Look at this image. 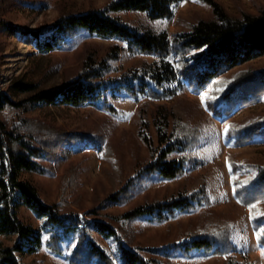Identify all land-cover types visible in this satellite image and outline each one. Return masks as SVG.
I'll use <instances>...</instances> for the list:
<instances>
[{"label": "rangeland", "instance_id": "obj_1", "mask_svg": "<svg viewBox=\"0 0 264 264\" xmlns=\"http://www.w3.org/2000/svg\"><path fill=\"white\" fill-rule=\"evenodd\" d=\"M114 1L117 0H0V18L19 27L16 35L0 30V84L16 101L23 96L16 97L10 92L15 82L38 84L41 88L60 85L79 76L89 64L103 59L114 46L121 49L119 59L111 62V71L106 75L110 87L99 101L79 108L50 105L29 113V117L67 133L82 134L87 141L62 145L53 159L40 160L46 167L45 173L25 177L36 186L44 203L55 205L65 200L81 216L94 211L98 218L112 222L121 229L125 243L141 248L139 251L146 259L169 264H228L231 260L237 264H264V246L252 225L250 209L240 202L234 185V180L242 186L252 178L254 174L249 164L264 165V136L260 133L244 145L236 144L235 138L228 136L232 124L264 117V98L256 105L221 118L207 106L218 87L197 92L185 83L176 97L155 101L129 90L130 85L137 84L134 75L154 62V56L132 55L125 51L124 42L101 39L88 32L75 36L65 49L42 54L27 33L49 27L62 15L103 10ZM206 1L184 0L167 20L154 21L136 12L114 15L140 32H166L173 37L189 31L202 19L213 18V10ZM213 1L236 17L264 11V0ZM246 69L264 70V56L226 76L231 78ZM159 108H177L185 120L201 132L194 147L169 156V160L184 158L187 161L184 174L173 180L156 174L144 181L137 179L128 189V195H121V202H108L109 197L120 195L129 179L136 178L137 171L151 161L153 151L159 147L154 123ZM188 160L193 161L188 163ZM201 181L210 195L207 203L169 215L163 222L149 217L131 222L121 218L136 206L191 192ZM256 203L264 214V201ZM20 219L39 231L43 240L40 252L22 256V264H70L81 230L64 237L58 245L61 252L56 253L52 250V236L56 231L47 227L44 219L27 208L20 210ZM210 219H223L233 225L234 250L222 255L212 250L185 253L175 248L197 229H204ZM85 220L91 221L88 217ZM84 226L88 224L83 223ZM86 231L116 264H121L113 239L98 235L90 225ZM15 241V237H0L4 247L13 246Z\"/></svg>", "mask_w": 264, "mask_h": 264}, {"label": "trees", "instance_id": "obj_2", "mask_svg": "<svg viewBox=\"0 0 264 264\" xmlns=\"http://www.w3.org/2000/svg\"><path fill=\"white\" fill-rule=\"evenodd\" d=\"M183 1L117 0L103 10L62 15L49 27L27 33L36 41L42 54L65 49L75 36L88 32L101 39L124 42L125 51L132 55L154 56V62L146 64L134 75L137 84L130 85L129 90L155 101L176 97L186 83L197 92L219 88L207 101L209 110L219 118L260 103L264 98V70L246 69L231 78L226 74L264 56V11L236 17L220 4L207 0L213 18L202 19L189 31L173 37L166 32H140L114 15L136 12L154 21L167 20L173 17L174 8ZM0 30L16 35L19 27L0 18ZM120 54L121 49L114 46L103 59L86 66L76 78L50 88L15 82L10 86V92L16 97L23 96L17 101L0 84V237L16 238L13 246L4 247L0 243V264H22V256L37 254L43 247L41 233L20 219L22 208L44 219L45 225L56 231L52 236V250L56 253L61 252L58 245L64 237L81 230L70 264H116L87 233L89 225L98 235L117 243L121 264H169L168 261L144 258L139 251L141 248L125 243L120 228L107 219L98 218L94 211L81 216L65 200L55 205L44 203L36 186L25 177L31 173H45L46 167L40 160L44 157L53 159L62 145L87 141L82 134L67 133L29 117V113L50 105L79 108L96 103L110 87L106 75L111 71V62L118 60ZM154 123L159 147L153 151L151 161L137 171L136 178L129 179L120 195L109 197L108 202H121V195L127 196L128 189L137 179L144 181L156 174L173 180L184 174L187 161L184 158L169 160V156L194 147L200 140V130L185 120L177 108H159ZM260 133L264 136V117L232 124L228 130V136L241 145L252 142ZM192 161L188 160V163ZM249 165L254 174L252 178L242 186L234 180V185L238 199L250 209L252 225L264 246V214L256 203L264 201V165ZM209 198L207 186L201 181L191 192L136 206L121 218L131 222L149 217L163 222L169 215L207 203ZM83 223L88 226L82 227ZM233 235L234 227L230 222L210 219L204 229H197L175 248L185 253L212 250L226 255L235 249ZM228 264L237 263L231 260Z\"/></svg>", "mask_w": 264, "mask_h": 264}, {"label": "snow or ice", "instance_id": "obj_3", "mask_svg": "<svg viewBox=\"0 0 264 264\" xmlns=\"http://www.w3.org/2000/svg\"><path fill=\"white\" fill-rule=\"evenodd\" d=\"M203 99V98H202ZM226 131H227V129H226Z\"/></svg>", "mask_w": 264, "mask_h": 264}]
</instances>
